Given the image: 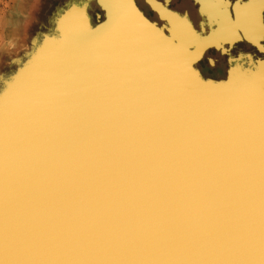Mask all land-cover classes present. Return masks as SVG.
Returning a JSON list of instances; mask_svg holds the SVG:
<instances>
[{
    "label": "bare ground",
    "instance_id": "obj_1",
    "mask_svg": "<svg viewBox=\"0 0 264 264\" xmlns=\"http://www.w3.org/2000/svg\"><path fill=\"white\" fill-rule=\"evenodd\" d=\"M103 1L110 14L105 5L116 0ZM196 1L208 16L206 34L178 20L188 27L183 47L196 46L190 61L211 49L238 72L260 59L253 68L260 75L264 40L248 39L245 17L258 28L264 0ZM120 2L125 7L94 31L87 30V6L71 12L69 44H45L23 83L32 85L30 95L22 97L20 85L0 109V264H259L264 99L216 86L198 64L202 91L190 69L184 76L192 85L161 79L152 96L141 94L159 97V107L115 119L110 103L82 91L86 73L106 69L110 59L144 63L153 46L174 50ZM219 3L226 7H208ZM125 14L137 21L136 33L123 28ZM225 19L239 39L225 31ZM238 43L254 45L252 57L226 59ZM188 90L197 91V104Z\"/></svg>",
    "mask_w": 264,
    "mask_h": 264
},
{
    "label": "water",
    "instance_id": "obj_2",
    "mask_svg": "<svg viewBox=\"0 0 264 264\" xmlns=\"http://www.w3.org/2000/svg\"><path fill=\"white\" fill-rule=\"evenodd\" d=\"M67 1V2H66ZM74 0H64L60 5H58L52 14L48 17L49 21V27L46 30L39 31L36 34V36H31V42L24 47V44L22 43V51L21 53L15 55L16 58L11 59V63H15L16 66L14 67V70H10L8 67L6 70H4L5 65L4 59H0V109L4 107L5 105L9 104L13 97L17 95L16 93L21 88L24 87L23 83L26 81V78L29 76V74L33 73L34 70L39 66V64L42 62V60L35 59L36 56L40 53L39 50L44 46L46 39L53 38V43L55 45L60 46L66 37L68 36L70 28L68 27L69 19L71 16L67 15V13L70 11V8L73 7ZM80 1V0H79ZM95 3L93 4L92 9L89 12H86V21H87V30L94 31L99 25H102L103 23L107 22L109 19V13L107 9H105L103 3L101 0H94ZM132 1V7H133V13L138 16L137 18L146 25H151L152 29L161 30L162 34L167 37L168 39H171L175 36V33L173 32V25L170 20H166L160 15V12L158 9H155L151 7V9H147L144 1H141L139 5L136 4L135 0ZM195 1V4H194ZM156 2H160L163 5L168 4V8L171 10V12H168L171 17H174L177 19V21H181L189 25L196 34H201L202 32L206 34L207 32V26H208V16L203 13V9L201 8L202 4L199 1L196 0H156ZM238 0H230V3L232 6L236 4ZM97 3V4H96ZM97 5V7L95 6ZM153 4L151 3L150 6ZM194 5V6H193ZM155 10H153V9ZM188 12L192 15L193 19H191L188 15ZM198 13V18H196V14ZM194 13V16H193ZM70 14V13H69ZM204 18L206 19V24L204 22ZM52 19V20H51ZM109 22V21H108ZM108 24V25H107ZM106 26H109L111 24L107 23ZM121 24L124 29L132 28L135 33L137 32V21L132 19L130 15H126L122 18ZM66 25V26H65ZM134 34V33H130ZM141 37V36H140ZM27 38V37H26ZM30 36L28 37V39ZM27 39V40H28ZM143 39H146L143 37ZM157 40V36L155 37V41ZM247 40V39H246ZM246 40L243 41V43L246 42ZM49 42H47L48 44ZM250 46V45H249ZM247 46V44H243L239 47V43L234 46L235 49H233V54L228 56L226 59H230L231 56H235L237 53L238 55H250L251 48ZM174 50L171 53L169 51H165L161 49L158 46H153V52L151 55L148 56L147 59H145V62L143 63V59H136L134 61H125V60H118L110 59L109 63L107 64L111 67H117V66H126V65H135L139 69L142 70L141 79L144 82V84L147 86V92L151 94V96L154 94V89L156 87H160L162 84L160 83L161 79L163 80H170V76L172 79V83L175 84H190L186 81L188 77L184 76V71H186L189 74L190 69L193 70V77L196 81H198L201 85V88L199 89L202 91L204 88L203 84H206V81L203 79L202 73L200 69L197 67V63H200V61L203 57V59H206V57L210 54H208L206 57L200 56L196 61H190L191 55H189V52L195 53L196 46H185L182 47L180 45V42L177 40L175 45L173 46ZM203 53V49L201 51ZM249 52V53H247ZM37 54V55H36ZM213 56V55H212ZM252 57V55H250ZM215 59H218L217 62V69L220 67H224V65H227V62H224L225 57L221 56H214ZM186 59L187 62L184 60ZM235 59V57L233 58ZM60 61V60H59ZM58 62V61H55ZM242 62V61H241ZM252 62V64H251ZM261 62L260 59H254L249 62H245L244 66L239 65L241 68V71L238 72L235 69L236 65L233 62L228 63L229 67L227 69V73L225 75L222 74L221 77L217 78H211L208 77L210 80H212L216 86H221L225 89H233L234 86H236V90L240 92H252L247 93L251 94L257 98L264 99V80L261 79L260 75L257 76V73L253 68L256 67ZM224 70H216L212 72L213 74H219L223 73ZM153 76L156 77V79H153ZM152 77V79H151ZM259 77V79L255 82V80ZM145 78V79H144ZM73 79V77H71ZM192 85V84H190ZM32 85L26 86L25 92L21 95L22 97L26 98L31 93ZM38 88V87H37ZM39 90V89H37ZM197 90V89H196ZM36 91V86L34 85V93ZM197 92V91H196ZM196 92L192 91H186V95L191 99L189 102L197 104L196 102L199 99V96L194 95ZM142 94V93H141ZM259 110V109H258ZM1 115V112H0Z\"/></svg>",
    "mask_w": 264,
    "mask_h": 264
},
{
    "label": "snow or ice",
    "instance_id": "obj_3",
    "mask_svg": "<svg viewBox=\"0 0 264 264\" xmlns=\"http://www.w3.org/2000/svg\"><path fill=\"white\" fill-rule=\"evenodd\" d=\"M109 8L110 14L115 10L125 7L120 0L105 5ZM153 8L158 9L160 15L166 20H170L173 25V32L175 36L171 41H166L168 47H173L177 40L184 41V31L180 27L176 18L171 17L169 13L159 4H153ZM212 9L223 10L226 5L223 3L208 5ZM264 8V5H262ZM74 15H80L75 13ZM251 14H246V31L248 39L253 43L264 40V21H262L257 28L255 23L249 18ZM225 24V31L230 33L233 39H239L237 36V28L233 27L226 19L223 21ZM111 25H109L110 27ZM151 28V25H148ZM156 36L159 38L158 42L165 41L162 32L159 29L155 30ZM223 34V33H222ZM264 50V49H262ZM91 77L90 80L85 81V88L82 90L86 95H91L94 99L107 101L114 109V118L123 119L131 117L135 113H139L146 109L149 105L160 106L162 101L159 97L153 99L148 95H141L142 92H147V86L141 79L142 70L135 65L117 66L106 69L91 70L86 73ZM260 77L264 80V65L261 66ZM116 101L117 103H112ZM96 107V105H94ZM259 264H264V250L261 252Z\"/></svg>",
    "mask_w": 264,
    "mask_h": 264
},
{
    "label": "rangeland",
    "instance_id": "obj_4",
    "mask_svg": "<svg viewBox=\"0 0 264 264\" xmlns=\"http://www.w3.org/2000/svg\"><path fill=\"white\" fill-rule=\"evenodd\" d=\"M63 1L64 0H0V59H4V63H6L7 61V64L5 65L4 70H6L7 67L9 68L10 66H11L10 70L15 69L14 67L16 66V64L11 63V59L16 58L15 55L21 53L22 43L24 44V47H26L31 42L32 35L36 36L35 33L46 30L49 27L48 17L52 14L54 9L58 5H60ZM88 1H89L88 5H81L79 0H74L73 7L70 8V11L67 13V15H69V13L71 14V12H75L76 10L78 11L79 8L82 6H87L86 10L90 11L95 1L94 0H88ZM101 1L102 3H104L103 0ZM141 1L145 2L144 6H146L148 10L151 9L152 7L150 6L151 3L159 4L162 6V4L160 2H156V0H135L137 5H139ZM85 4H86V0H85ZM96 4L95 6L97 7ZM127 4L129 5V8L133 10L132 1L126 0V5ZM165 10L170 12V10L168 9H165ZM190 18L193 19L192 15L190 16ZM69 22H70V19H69ZM68 27L72 28L73 26L68 25ZM180 27L183 29V31L188 28V27L187 28L183 27L181 25ZM208 30L209 29H207V31ZM29 36L30 38L28 39ZM70 37L71 35L68 34V36L64 40L65 42L64 46H67V44H69ZM50 40H53V38H48L45 41V44L49 42L47 44L48 45L47 48L56 49L50 45ZM178 41L180 42V45L183 47L185 40L184 41L178 40ZM192 45H195V44L192 43ZM262 47L264 46L262 45ZM204 55L205 57L208 55L206 59H203L202 56ZM204 55L201 56L202 58L200 59L202 60L200 61V63H197V65L201 64L202 68L204 69V72H206L207 75L217 78V77H221L222 74L225 75L227 73L226 69H227L228 64L226 66L224 65L225 69L224 67L219 68L221 70H224L223 73H219V74L212 73L216 70H219L217 69V65L220 62H217L218 60L217 59L214 65H211L208 63L207 59L209 57L219 56L216 50L207 49ZM35 59H38V56H36ZM221 60H224V59H221ZM218 98L221 101H223L222 99L226 101V97L222 96V98L221 97H218Z\"/></svg>",
    "mask_w": 264,
    "mask_h": 264
},
{
    "label": "crops",
    "instance_id": "obj_5",
    "mask_svg": "<svg viewBox=\"0 0 264 264\" xmlns=\"http://www.w3.org/2000/svg\"><path fill=\"white\" fill-rule=\"evenodd\" d=\"M249 52H252V51H249Z\"/></svg>",
    "mask_w": 264,
    "mask_h": 264
}]
</instances>
